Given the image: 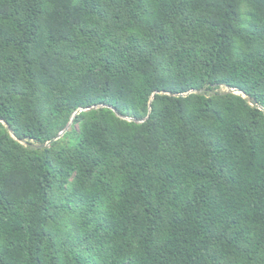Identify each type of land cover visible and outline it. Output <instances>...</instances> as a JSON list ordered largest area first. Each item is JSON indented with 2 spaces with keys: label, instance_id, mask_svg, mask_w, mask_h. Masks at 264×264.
<instances>
[{
  "label": "trees",
  "instance_id": "16d2710c",
  "mask_svg": "<svg viewBox=\"0 0 264 264\" xmlns=\"http://www.w3.org/2000/svg\"><path fill=\"white\" fill-rule=\"evenodd\" d=\"M250 98L264 0H0V264H264Z\"/></svg>",
  "mask_w": 264,
  "mask_h": 264
},
{
  "label": "water",
  "instance_id": "95a60500",
  "mask_svg": "<svg viewBox=\"0 0 264 264\" xmlns=\"http://www.w3.org/2000/svg\"><path fill=\"white\" fill-rule=\"evenodd\" d=\"M229 91L234 92V93H239V91H238V90H235V89H230ZM249 103H250L253 107H257V108H259L260 110L264 111V107H263L261 104H259L255 98H250V99H249ZM113 110L116 112V109H115V108H114ZM63 133H64V132H63ZM63 133H62V134H63ZM62 134L58 135L56 138H54V139H53L52 141H50L48 144L43 145L42 147H46L47 145H50L52 142L58 140V139L62 136Z\"/></svg>",
  "mask_w": 264,
  "mask_h": 264
},
{
  "label": "rangeland",
  "instance_id": "374dc122",
  "mask_svg": "<svg viewBox=\"0 0 264 264\" xmlns=\"http://www.w3.org/2000/svg\"><path fill=\"white\" fill-rule=\"evenodd\" d=\"M235 94H239V93H235ZM124 119H127V118H124ZM128 121H131V120L128 119ZM70 126H71V124L66 128V130H65L64 132H66V131L70 128ZM62 133H63V132H62ZM62 133H61V134H62ZM63 134H64V133H63ZM63 134H62V136H63ZM62 136H61V137H62ZM61 137H60V138H61ZM60 138H59V139H60Z\"/></svg>",
  "mask_w": 264,
  "mask_h": 264
}]
</instances>
